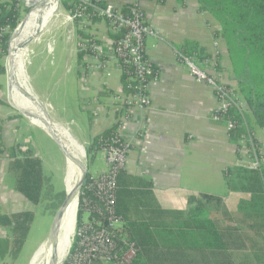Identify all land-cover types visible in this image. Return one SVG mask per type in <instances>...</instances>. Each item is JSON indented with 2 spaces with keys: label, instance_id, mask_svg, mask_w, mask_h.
Segmentation results:
<instances>
[{
  "label": "crops",
  "instance_id": "crops-1",
  "mask_svg": "<svg viewBox=\"0 0 264 264\" xmlns=\"http://www.w3.org/2000/svg\"><path fill=\"white\" fill-rule=\"evenodd\" d=\"M104 2L119 9L123 5L132 4L133 0ZM137 6L144 12L147 23L156 32L155 36L146 38L145 54L155 68L157 78L150 84L149 108L138 111L136 121L129 122L123 130L125 139L131 145L126 157L125 170L132 176L152 181L153 195L164 210H185L191 196L210 194L222 197L228 210L232 214L236 213L239 201L249 200L251 195L229 191L224 173L228 169L247 166L240 153L245 147V142L232 140L228 124L215 119L220 103L213 87L193 75L190 66L178 56L186 42L199 43L213 58V62L217 55L220 56L221 71L214 68L215 64L212 61L213 66H205L202 71L237 91L239 82L232 70L229 50L220 35V26L217 22L211 24L209 14L200 10L198 0H138ZM90 22L91 24L88 21L85 23V30L89 29L88 33H81L77 24H71L65 28L67 37L61 38L65 42V52L59 51L60 61H65L62 58L70 56L65 64L66 73H74L80 84L82 80L80 69L84 61V55L80 52L81 46L93 37L103 38L100 39L103 43L108 40L104 38L110 39L111 33L105 21ZM62 27L58 26L53 40L46 42V52L51 56L55 51V36ZM80 34L86 36L88 41L80 38ZM37 37L32 35L26 42L36 41ZM23 55L27 67L28 50L24 49ZM111 71L112 74L108 75L105 70H101L90 78L87 98L77 106L79 112L74 106L69 115L66 112L62 115L53 107V113L50 115L85 151L93 143L94 138L108 129L110 124L95 125L92 114L86 112L83 107L89 103L95 105L94 101L97 98V103L107 108L113 102V97L122 92V76L113 66ZM3 77L0 76V143L3 151L0 154V213L12 214L31 210L32 203L15 189L11 151L13 149L16 152L26 151L32 147L35 156L42 160L44 172L47 174L48 171L46 160L42 159L37 144L29 135L26 136V131L30 130L32 124L9 103V93L4 95ZM29 86L32 94L37 97L38 94L30 82ZM103 90L107 95H102ZM240 101L244 110L249 113L244 100ZM33 102L38 104L36 100ZM74 115L75 117L69 121L68 118ZM29 120L31 121L30 118ZM72 126L77 129L78 136L76 132L71 131ZM42 132L48 134L44 130ZM253 132L259 143L261 165L264 167V129L262 136H258L254 130ZM87 169L88 175L94 179L107 174L105 151H99L93 159H89ZM12 237L11 230L0 226V238L11 240ZM45 240L46 238L38 247ZM32 255L22 264H30ZM19 260L18 258L13 264H21ZM0 264H12L11 257L7 256Z\"/></svg>",
  "mask_w": 264,
  "mask_h": 264
},
{
  "label": "trees",
  "instance_id": "trees-1",
  "mask_svg": "<svg viewBox=\"0 0 264 264\" xmlns=\"http://www.w3.org/2000/svg\"><path fill=\"white\" fill-rule=\"evenodd\" d=\"M72 2L69 4L64 1L66 10L74 8V4L78 7L81 5L85 15L93 22L107 21L93 7ZM91 4L98 9H105L108 5L99 0H91ZM198 4L201 11L212 14L217 20L220 35L233 61V72L239 82L238 90L247 110L253 114L257 125L264 129V0H198ZM134 8V5L126 4L119 9L124 16L132 17ZM21 17V0H0V76L6 75L5 60L9 42ZM119 34L124 36L126 30H121ZM109 36L114 42L121 38L112 33ZM233 43L240 50L248 52L242 56V64L238 66L233 59ZM181 54L201 71L205 66H213V58L199 43L186 42ZM219 59L217 55L213 62L217 71H221ZM130 72L131 69L125 66L121 77L125 94L132 93L136 86L130 80ZM105 92L103 90L102 95L105 96ZM216 115L222 121L235 125L229 131L232 140H244L245 145L250 147L252 139L259 149V143L243 112L232 108ZM1 146L0 143V154L3 152ZM111 147H125L124 141L117 135L116 126L94 138L86 149L88 159ZM10 157L14 161L16 191L34 205L48 201L54 193V187L51 178L45 175L42 160L35 156L32 147L18 152L13 149ZM224 179L229 191L251 195L249 200L239 201L236 213L232 214L228 210L222 197L210 194L191 196L185 210L168 211L156 201L151 180L132 176L125 169H120L116 176V215L125 223V230L122 234H115L117 248L123 247V235L136 245L138 255L131 264H264V167L261 165L259 170H250L238 166L228 169ZM53 197L52 200H57L60 205L66 195L62 191ZM96 204L95 182L87 174L78 207L77 229H83V218L87 212L91 219L102 218L106 224L103 215L94 213L93 206ZM34 220L33 212L0 213V226L13 233L11 240L0 238V261L10 256L13 263L19 258ZM92 264L103 263L100 258H96Z\"/></svg>",
  "mask_w": 264,
  "mask_h": 264
},
{
  "label": "built area",
  "instance_id": "built-area-1",
  "mask_svg": "<svg viewBox=\"0 0 264 264\" xmlns=\"http://www.w3.org/2000/svg\"><path fill=\"white\" fill-rule=\"evenodd\" d=\"M104 1V0H99ZM138 0H133L132 5L135 8L132 10V17L124 16L120 9L108 4L105 9L95 8L91 4V0H83L79 3L84 6H90L95 9V12L104 17L107 21L108 28L112 34L121 37L119 32L126 30V34L122 36L117 42L111 38L105 40L103 43L100 39L93 37L89 42L84 43L80 48V52L84 55L83 66L80 69L82 80L81 85L85 90H89L90 78L94 74L105 70L108 75L112 74L111 68L114 67L119 75L122 76L124 67L131 69L128 75L130 79L136 83L134 91L130 94L122 92L113 97V102L109 107L97 103L95 105L87 104L83 108L86 112H90L93 117L95 125L102 123H109L110 127H117V135L119 139L123 140L125 147L119 149L111 147L106 150V162L108 165V172L104 176L93 179L95 182V195L97 204L93 206L94 213L103 215L106 219V224L100 219H91V215L87 212V220H84L83 229H77L75 232L76 248L72 250L71 247L69 256L64 264H91L96 258L107 264H131L138 255V249L133 242L128 241L127 236L123 235V247L118 249L115 241V234H121L125 230V223L116 215V201H117V181L116 176L120 169H125L126 157L131 149V145L123 135L124 128L132 120L136 121V113L143 111L150 106L149 88L152 81L157 78V72L154 70L152 64L145 54V40L148 36H155L154 28L146 21L144 12L137 6ZM66 17V16H65ZM68 20L74 22L90 20L80 5L75 11V14L67 15ZM98 40V41H97ZM180 59L185 61L191 69L193 75H196L199 80L206 81L214 89L216 98L220 103L218 112L226 113L229 109H237L240 113L243 112V104L236 97V93L221 84L217 79L209 77L208 74L198 69L195 64L189 59L178 55ZM215 114L217 121H222L220 117ZM228 130L235 128L232 122H228ZM250 147L245 145L241 149L243 159L247 162L250 170H259L262 162V155L252 139H250ZM100 205V206H99ZM84 215V217H85Z\"/></svg>",
  "mask_w": 264,
  "mask_h": 264
},
{
  "label": "rangeland",
  "instance_id": "rangeland-1",
  "mask_svg": "<svg viewBox=\"0 0 264 264\" xmlns=\"http://www.w3.org/2000/svg\"><path fill=\"white\" fill-rule=\"evenodd\" d=\"M64 1H67L70 4V3H73L72 1L74 0H60L59 10L56 13V16L53 17L47 31L39 34L36 41L35 40L31 41L30 43H28L26 47V50H28L26 72H27L29 82L33 90L35 91V93L38 94L37 95L38 100L43 104V107L47 110L49 115H52L53 107L55 111H59V113H61L62 115H65V112L68 113L69 115L71 113V110H73L74 106H76V110L78 111L77 106H79L80 103L84 102V99L87 98V95L89 92L88 90H85L81 86V84L77 81V78L74 73H70V74L66 73L65 64H66V61L69 60L68 58L70 56L69 57L65 56L62 58L65 61L63 60L60 61L61 56L59 57V51L63 50V52H65L64 50L65 42L61 39L63 36H64V39L67 37V35L65 34L66 33L65 28L70 27L71 24L76 25L77 23V20H75L74 22H71L70 20H68L67 15H69L70 13L75 14V11L78 9V6L74 4L75 5L74 8H72L71 10H66L64 6ZM40 3H41V0H38L37 3H34L32 5L37 6ZM35 6H29L27 0H21L22 17L20 20V24L23 22V20L27 17V15L30 12L33 13V10L36 8ZM207 14L209 13L207 12ZM208 19L211 22V24H214L217 22V20L214 18L212 14H209ZM86 21L87 20L83 21L81 18L79 22L80 24L78 25L80 32H82L83 34H86L89 32V29L85 30ZM58 26L59 27L63 26V27H62V30L58 31L55 36L54 40H55L56 46H55L54 54L53 56H51L46 52V42H50V40H53V37L57 31L56 28H58ZM13 33H12V36H13ZM80 38H82L85 41H88L87 37L86 36L83 37L82 34H80ZM11 39H10V42H11ZM41 42L43 43L40 44ZM30 50H32V52H30ZM232 53H233L234 62L235 64H237V66L238 64L239 65L242 64L241 62L242 56L244 54H248V52L246 53V50H240L235 44L232 45ZM7 58L5 60V68H6ZM231 62H233L232 58H231ZM232 70H233V63H232ZM2 83H3L2 90L4 92V95L6 93L8 94L7 72H6V75L3 77ZM66 94L67 96H65ZM236 97L239 100L243 99L240 93V90L236 92ZM31 99L32 101H35L33 96L31 97ZM242 110H244V108ZM243 114L245 115L250 128L254 130L258 136H262L263 135L262 128L257 125L253 114L250 112L248 113L245 110L243 111ZM74 117L75 115L69 117L68 120L70 121ZM25 119L32 124L30 127V130L26 131L27 132L26 136L29 135L31 140L35 144H37L40 154L42 156V159L45 158L46 170L48 171L47 174L45 173V175L51 178V182L54 187V193L51 195V197L48 198L49 199L48 201L38 204V205L31 204V207H32L31 210H27V211H33V213L35 214V220L32 225L30 234L28 236L29 239H27L26 241L27 244L25 243L22 249V252L19 256V259H20L19 262L21 264L23 262H26L27 260L30 259L32 253L34 252L32 255L31 261H30V264H32V261L37 251L42 246L41 245L38 247L40 242L44 240L45 238L46 240L43 243L47 242L48 234H49V225L54 215L56 214L58 208L61 206V204L60 205L57 204V200H52V198H55L53 197V195L59 194L62 191L65 193L64 183H65V170H66L67 162L59 146L56 144V142L50 136H48V134H46L45 132H42V130H40L38 126L34 125L29 119H27L26 117ZM76 130L74 126H72L71 131L73 133L76 132V136H78V133ZM68 131H69V128H68ZM88 158L89 157L87 156V153L85 152L84 162L85 161L86 162L84 163V165L86 167L89 162ZM84 220H87V215H85ZM72 250L73 249H71V254H72ZM102 263L107 264L104 262Z\"/></svg>",
  "mask_w": 264,
  "mask_h": 264
},
{
  "label": "bare ground",
  "instance_id": "bare-ground-1",
  "mask_svg": "<svg viewBox=\"0 0 264 264\" xmlns=\"http://www.w3.org/2000/svg\"><path fill=\"white\" fill-rule=\"evenodd\" d=\"M38 0H27L29 6L34 3H37ZM31 12L30 17L25 21L19 35L12 41L11 50L16 51L18 45L30 34L34 33L37 29H40L43 25H46L52 15L56 16V13L59 10L56 0H41V3ZM33 34H30L26 41L32 38ZM15 85L13 88V101L20 106L27 108L28 110L36 113H40L36 107V104L32 101V89L29 86L28 78L26 75V64L23 51L17 56L15 63L13 65ZM31 121L40 126V124L35 120L30 118ZM65 135L69 137V133L66 130H63ZM71 144L75 150L74 152V162L66 163L65 170V183L68 188L69 193L74 191L75 187V175L74 170L81 176L84 172V160L85 152L82 146L74 140L73 137H69ZM78 213V204L75 200L72 201L71 207L64 213L60 220L58 227V232L56 236V242L58 245V261L59 264H64L67 257L69 256L70 249L75 241V221L77 219ZM53 248L50 241L43 243L41 248L37 251L32 264H52L53 258Z\"/></svg>",
  "mask_w": 264,
  "mask_h": 264
},
{
  "label": "water",
  "instance_id": "water-1",
  "mask_svg": "<svg viewBox=\"0 0 264 264\" xmlns=\"http://www.w3.org/2000/svg\"><path fill=\"white\" fill-rule=\"evenodd\" d=\"M56 2H57V5L60 6V0H56ZM30 15H31V12L27 15V17L23 20V22L14 31L11 42L9 44V48H8L6 72H7V81H8L9 103L14 107V109H16L21 115H23L27 119H29V118L35 119L40 124V126H38V127L41 128L42 130L46 131L49 134V136L59 146L60 150L62 151V153L66 159V162L67 163L68 162L73 163L75 150H74V148L71 144V141L69 139V137L71 138L70 134H69V137H67L65 135V133L63 132V130H65V129L52 119V117L49 115V113L47 112V110L44 107L42 108L43 104L38 100V98L34 94H32L34 96L35 100L38 102V104H36V107L39 110H41L40 113L32 112V111L28 110L27 108L20 106L19 104L15 103L13 101V98H12L13 88L15 85L13 65L15 63L17 56L24 49H26L28 43H30V42H26V38H25L18 45L17 49H15L16 50L15 52L11 50V45H12V41L19 35L25 21L28 20ZM53 17H54V15H52L50 21L45 26H42L40 29H37L36 32L33 33V35L38 36L39 34L44 32L47 29V27H49ZM84 151H85V149H84ZM87 174H88V169L86 166L84 167V172L81 174V176L77 173L76 170H74L76 183H75L74 191L72 193H69L68 188L66 186V183H64L66 198H65L64 202L61 204V206L58 208L56 214L54 215V217L51 220V223L49 225L48 241L51 242L52 248H53L52 264H59V261H58V245L56 242V236H57L60 220H61L62 216L64 215V213L71 207L73 200H75L79 206ZM76 222H77V219L75 221V227H76Z\"/></svg>",
  "mask_w": 264,
  "mask_h": 264
}]
</instances>
